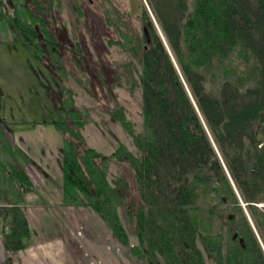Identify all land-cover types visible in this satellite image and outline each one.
I'll return each instance as SVG.
<instances>
[{
	"label": "trees",
	"instance_id": "16d2710c",
	"mask_svg": "<svg viewBox=\"0 0 264 264\" xmlns=\"http://www.w3.org/2000/svg\"><path fill=\"white\" fill-rule=\"evenodd\" d=\"M146 1L170 51L140 1L150 43L144 34H122L120 46L136 61L127 67V90L141 89V130L122 108L112 114L136 152L120 144L107 156L88 147L79 111L71 123L54 122L63 138V205L94 210L129 245L124 208L138 241L131 251L145 264H264L240 203L264 223L257 207L264 203V0ZM60 7V0H0V24L42 61L41 38L54 48L49 23ZM112 160L134 172L137 209L127 205L129 182L109 179ZM9 177L19 188L33 186L22 169L11 168ZM0 219L6 264H21L28 218L1 186Z\"/></svg>",
	"mask_w": 264,
	"mask_h": 264
},
{
	"label": "rangeland",
	"instance_id": "374dc122",
	"mask_svg": "<svg viewBox=\"0 0 264 264\" xmlns=\"http://www.w3.org/2000/svg\"><path fill=\"white\" fill-rule=\"evenodd\" d=\"M13 1L20 4L24 0ZM60 1V9L54 11L49 23L55 39L54 48H47L46 39L41 38L45 50L42 61L29 51L30 48L13 40L7 24H0V138L4 141L9 138L3 128L4 119L25 122L24 129L28 133L22 138L26 144H31L35 153L23 157L16 152L20 167L52 176L56 181L64 180L63 138L53 123L62 119L71 123L70 116L77 111L87 122L82 133L88 147L107 156L113 155L120 144L136 152L132 138L112 114L118 107L122 108L126 118L141 130V89L127 90L131 77V68L127 67L128 64L135 67L136 61L120 46L124 44L122 34L132 37L144 34L145 39L149 36L150 25L142 24L140 1L144 2L168 47L146 0ZM137 73L136 70L132 72L136 81ZM118 83L123 86L117 87ZM34 127L38 130H33ZM4 150L11 152L9 145H5ZM2 151L0 149V175L6 181L10 178L11 166L2 157ZM108 175L110 180L122 177L129 182L127 205L137 209L141 201L129 164L112 160ZM240 203L264 254V223L258 225L241 198ZM257 207L264 215V203ZM94 214L97 220L79 217L76 225L69 226L68 255L73 264H145L131 251L138 241L124 208L119 215L128 233L129 245L120 243L115 237L108 238L107 230L111 231L108 224ZM208 264L214 262L209 259Z\"/></svg>",
	"mask_w": 264,
	"mask_h": 264
},
{
	"label": "crops",
	"instance_id": "0c3cea01",
	"mask_svg": "<svg viewBox=\"0 0 264 264\" xmlns=\"http://www.w3.org/2000/svg\"><path fill=\"white\" fill-rule=\"evenodd\" d=\"M12 123L15 125H11ZM2 124L9 138L7 141L0 138V149L2 151L5 145H9L11 152L5 153L4 150L1 155L11 168L22 169L14 154L18 152L23 157H31L35 153L31 144H26L22 138L28 133L24 129L26 123L8 122L4 119ZM38 127H34L33 130L37 131ZM22 170L29 176L32 187L21 186L19 188L10 178L4 181V177L2 180L0 175L2 191L6 197L24 209L30 226L29 246L18 253L21 264H73L68 255L69 226L76 225L79 217L97 220L94 214L96 212L90 208L64 206L63 181H56L54 177L39 172L35 174L29 168ZM2 225L0 219V264H6L1 236ZM107 233L108 238L114 237L111 231L107 230ZM116 243H118L117 240ZM115 246L117 247V244Z\"/></svg>",
	"mask_w": 264,
	"mask_h": 264
},
{
	"label": "water",
	"instance_id": "95a60500",
	"mask_svg": "<svg viewBox=\"0 0 264 264\" xmlns=\"http://www.w3.org/2000/svg\"><path fill=\"white\" fill-rule=\"evenodd\" d=\"M146 39H147V42L150 43V38H149L148 35H146ZM146 49H147V47H146ZM234 219H235V216L234 215L229 216V220L230 221H233ZM237 238H238V235H234L233 239L236 240ZM240 243H241V245H242L243 248L246 247V244H245L244 239H240Z\"/></svg>",
	"mask_w": 264,
	"mask_h": 264
},
{
	"label": "flooded vegetation",
	"instance_id": "af4514ba",
	"mask_svg": "<svg viewBox=\"0 0 264 264\" xmlns=\"http://www.w3.org/2000/svg\"><path fill=\"white\" fill-rule=\"evenodd\" d=\"M150 28V27H149ZM145 32H147V31H145ZM147 34H149V36H150V33H149V31L147 32ZM145 36V35H144ZM150 39H151V36H150Z\"/></svg>",
	"mask_w": 264,
	"mask_h": 264
}]
</instances>
